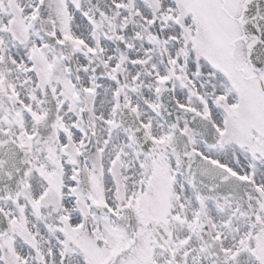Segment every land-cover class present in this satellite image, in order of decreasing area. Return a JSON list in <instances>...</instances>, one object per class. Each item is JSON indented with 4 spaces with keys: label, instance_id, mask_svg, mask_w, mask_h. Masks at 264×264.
Segmentation results:
<instances>
[{
    "label": "snow or ice",
    "instance_id": "obj_1",
    "mask_svg": "<svg viewBox=\"0 0 264 264\" xmlns=\"http://www.w3.org/2000/svg\"><path fill=\"white\" fill-rule=\"evenodd\" d=\"M0 264H264V0H0Z\"/></svg>",
    "mask_w": 264,
    "mask_h": 264
}]
</instances>
